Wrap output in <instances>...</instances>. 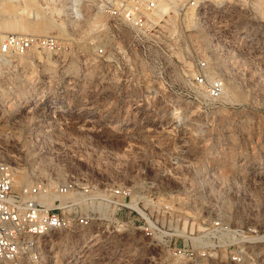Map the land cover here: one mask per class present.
I'll use <instances>...</instances> for the list:
<instances>
[{"label":"rangeland","instance_id":"374dc122","mask_svg":"<svg viewBox=\"0 0 264 264\" xmlns=\"http://www.w3.org/2000/svg\"><path fill=\"white\" fill-rule=\"evenodd\" d=\"M34 1L23 17L36 26L48 19L52 29L23 34H52L67 48L32 49L0 62V160L12 174L30 175V183L74 178L100 191L127 186L157 230L146 235L148 224L130 207L94 202L87 227L50 232L40 240L37 262L13 264H264V59L235 62L220 39L225 28L203 27L207 15L193 13L184 27L198 25L185 41L208 56L209 74L227 94L210 100L176 78L180 93L145 94L100 76L103 64L88 43L98 33L97 26L88 29L99 24L98 15L75 21L65 0ZM252 2L253 11L234 7L227 16L251 27L250 38L264 24L262 0ZM7 19L0 11V23ZM224 20L217 16L222 26ZM5 33L0 29V37ZM115 85L124 93L117 95ZM214 219L261 239L239 263L223 249L198 256L202 244L184 236L198 237ZM173 245L192 247L191 258L172 257Z\"/></svg>","mask_w":264,"mask_h":264},{"label":"built area","instance_id":"2783aa9c","mask_svg":"<svg viewBox=\"0 0 264 264\" xmlns=\"http://www.w3.org/2000/svg\"><path fill=\"white\" fill-rule=\"evenodd\" d=\"M65 4L67 14L75 21L82 20L86 12L101 16L96 28L99 39L88 41L94 56L103 64L100 76L113 83L127 81L145 94L180 93L178 84L171 81L176 78L181 82L186 80L196 91L203 90L210 100L221 95L223 83L209 74L208 56H202L194 48L189 50L185 41V32L198 25L195 22L184 27L185 16L193 13L199 18L207 15V22H199H204L203 27L225 28L220 39L235 62L264 59V24H257L255 37L250 38L251 27L233 25L227 18L234 7L245 13L253 11L252 0H65ZM223 15L222 26L217 16ZM65 48L67 44L52 34L8 32L0 37V62L30 49L57 53ZM113 89L117 95L124 93L122 85ZM129 196L127 186L100 191L74 178L53 183L36 180L14 189L11 168L0 160V262L13 264L22 259L37 262L44 236L57 230L87 227L94 217L87 206L94 202H106L117 210L128 208ZM153 230L157 228L149 224L144 228L146 235ZM198 238L196 242L202 244L198 256L205 257L209 251L218 249L228 250L226 258L230 263L241 262L244 249L261 239L219 219L205 225ZM192 253L193 248L184 245H173L169 250L176 258L190 259Z\"/></svg>","mask_w":264,"mask_h":264},{"label":"bare ground","instance_id":"6f19581e","mask_svg":"<svg viewBox=\"0 0 264 264\" xmlns=\"http://www.w3.org/2000/svg\"><path fill=\"white\" fill-rule=\"evenodd\" d=\"M34 2H35L34 0H22V3H21L22 7H21L18 4L19 2L17 3L16 1H13V0H6L4 2V4L0 5V11H3L4 13L8 14L11 17V19L10 20L7 19V20L3 21L2 23H0V29L2 31L19 32V33H26V32L27 33L28 32L41 33V32H45V30L49 27V25L51 26V24L49 23L48 19L47 20L46 19L43 20L41 25L36 26V25H33L31 22L27 21L22 15V12H24L25 10H28L29 7L34 5ZM35 9L37 10V12L39 11L38 8H35ZM18 12H20V14ZM261 12H262V14L264 16V0H262ZM91 15H94V14H91ZM94 16H96V15H94ZM98 16L101 18L100 15H98ZM38 17H44V16L41 13L38 12ZM73 20H75V19H73ZM90 22H91V20H90ZM95 23L97 24V22H95V21L93 23L91 22L89 24V28L88 29L91 30V29L95 28V26H97ZM50 29H52V26H51ZM93 37H95L96 40L99 39L97 34H95ZM28 51L29 52H34L32 49H30ZM19 56L21 57L22 55H19ZM223 94L226 95L227 92L224 91ZM28 183H30V175L24 174L23 171L21 172V171H18L17 169H15V171L12 174V185L20 186V185L28 184ZM45 202L48 203V200H45ZM127 205L130 208H132L139 216H141L149 225L152 226L153 223H152L150 217L147 215V213L145 211L140 210L138 208V206H136L137 202H136V200L133 197H131L129 199V201L127 202ZM184 235L185 234H183V236ZM179 236H181V234ZM184 237L189 238L190 240H191V238H193V239H195V241H199L200 240L197 236L185 235Z\"/></svg>","mask_w":264,"mask_h":264}]
</instances>
